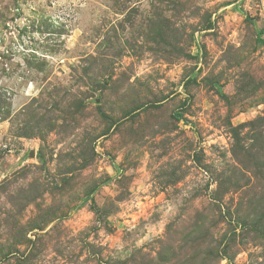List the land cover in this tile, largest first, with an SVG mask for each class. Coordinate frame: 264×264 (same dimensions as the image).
Segmentation results:
<instances>
[{
    "label": "rangeland",
    "instance_id": "rangeland-1",
    "mask_svg": "<svg viewBox=\"0 0 264 264\" xmlns=\"http://www.w3.org/2000/svg\"><path fill=\"white\" fill-rule=\"evenodd\" d=\"M0 264H264V0H0Z\"/></svg>",
    "mask_w": 264,
    "mask_h": 264
},
{
    "label": "trees",
    "instance_id": "trees-1",
    "mask_svg": "<svg viewBox=\"0 0 264 264\" xmlns=\"http://www.w3.org/2000/svg\"><path fill=\"white\" fill-rule=\"evenodd\" d=\"M177 120H179V117H177Z\"/></svg>",
    "mask_w": 264,
    "mask_h": 264
}]
</instances>
